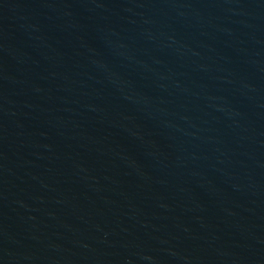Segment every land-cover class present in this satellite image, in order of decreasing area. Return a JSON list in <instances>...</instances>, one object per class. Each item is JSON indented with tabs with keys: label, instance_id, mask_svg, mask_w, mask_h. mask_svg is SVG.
Returning <instances> with one entry per match:
<instances>
[{
	"label": "water",
	"instance_id": "95a60500",
	"mask_svg": "<svg viewBox=\"0 0 264 264\" xmlns=\"http://www.w3.org/2000/svg\"><path fill=\"white\" fill-rule=\"evenodd\" d=\"M0 264H264V0H0Z\"/></svg>",
	"mask_w": 264,
	"mask_h": 264
}]
</instances>
